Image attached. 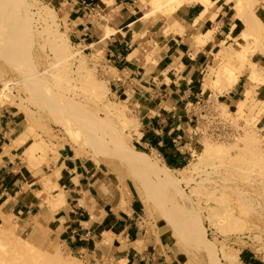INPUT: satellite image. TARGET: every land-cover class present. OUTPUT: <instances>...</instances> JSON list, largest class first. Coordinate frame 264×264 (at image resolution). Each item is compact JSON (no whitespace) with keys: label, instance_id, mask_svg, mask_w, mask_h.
<instances>
[{"label":"rangeland","instance_id":"374dc122","mask_svg":"<svg viewBox=\"0 0 264 264\" xmlns=\"http://www.w3.org/2000/svg\"><path fill=\"white\" fill-rule=\"evenodd\" d=\"M212 1L215 6L219 0ZM242 1V11L253 25L246 40L261 45L264 38L258 33L264 30L255 16L263 0ZM228 3L235 14L234 2ZM138 4L137 16L152 24V30L160 21L163 25L156 30L165 33V24L169 26L179 10L190 5L185 3L169 13L156 11L150 0ZM100 16L103 20L110 17ZM224 49H230L225 57L232 64L223 63L216 54L208 67L210 80L205 88L209 86L212 95L191 105L197 119L195 140L186 162L170 167L171 184L160 183L129 152L157 157L161 169L166 164L157 153L143 152L138 142L134 90L127 84L111 83L113 71L103 44L92 39L75 42L66 17L49 0H0V103L14 106L22 114L25 132L17 144L31 137L24 154L28 167L58 164L65 148L76 157L80 158L79 151L86 159H98L94 161L104 164L123 199L130 192L141 200L146 226L162 234L167 256L179 264H226L225 253L241 254L243 249L258 254L264 264V79L250 58L252 45L229 44ZM221 65L235 72L233 80H215ZM240 77L250 89L240 100L222 103L218 95ZM112 108L117 112L108 114L107 109ZM137 184L143 185L149 201L142 199ZM55 188L43 190L50 194ZM56 197L50 194L47 206H60ZM229 211L232 217L228 220L225 214ZM0 213V264H85L67 247L62 228L39 220L40 215L21 220ZM212 219L221 227L213 225Z\"/></svg>","mask_w":264,"mask_h":264},{"label":"crops","instance_id":"0c3cea01","mask_svg":"<svg viewBox=\"0 0 264 264\" xmlns=\"http://www.w3.org/2000/svg\"><path fill=\"white\" fill-rule=\"evenodd\" d=\"M49 1L66 17L75 42L92 39L103 44L113 71L111 83L127 84L136 94L142 151L157 153L169 167L186 162L191 152L197 120L191 105L212 95V89L205 88L210 80L206 72L216 54L223 63L232 64L225 57L230 49L224 47L252 45L253 51L247 56L250 54L264 79V41L258 45L241 36L245 24L230 11L226 0H219L199 23L194 20L205 6L194 3L181 8L170 27L165 24L166 33L156 30L163 25L160 21L152 30V24L143 21L142 15L137 16L139 0ZM100 14L110 16L109 20H103ZM256 14L264 27V0ZM249 89L245 78L240 77L218 98L232 104ZM22 122V114L14 106L0 103L3 215L8 212L21 220L40 215L39 220L62 228L67 247L78 253L85 264H179L167 256L162 234L146 226L141 200L130 192L123 199L103 163L83 160L65 148L58 164L28 167L24 154L32 143L31 137L17 144L25 132ZM56 168L60 169L58 187L50 194L57 196L55 201L60 206L54 207L47 206L50 194L43 187L46 188L45 176ZM240 259L243 264H263V259L249 249L241 251Z\"/></svg>","mask_w":264,"mask_h":264},{"label":"bare ground","instance_id":"6f19581e","mask_svg":"<svg viewBox=\"0 0 264 264\" xmlns=\"http://www.w3.org/2000/svg\"><path fill=\"white\" fill-rule=\"evenodd\" d=\"M230 1H233L234 2V5H233V12H235V15L240 18V20H242L245 24V29L243 30V32L241 33V36L244 38V39H247V37L249 36V34L251 33L252 31V20L249 18L248 15H246L243 11H242V4H243V1L242 0H227V2H230ZM150 3L153 5L154 9L157 11V10H162V11H173L175 9H177L178 7H181L183 6L185 3H188V4H196V3H199V4H202L203 6H205V10L201 12L200 16L194 20V22L196 23H199V22H203L208 13H209V10L211 7H213V4L214 2L212 0H150ZM150 4V5H151ZM151 5V6H152ZM155 11V12H156ZM161 12V11H160ZM168 13V12H166ZM168 13V14H169ZM165 14V13H164ZM150 15V13H149ZM255 17H257V19L259 20V23L260 25L262 26L263 30H264V27L262 25V22L261 20L258 18V16L256 15ZM241 32V31H240ZM258 36L264 38V31L258 33ZM62 37V36H60ZM59 40L61 38H58ZM68 41H69V38H67ZM61 41V40H60ZM59 41V42H60ZM63 41V39H62ZM61 41V42H62ZM57 42V41H56ZM60 42V44H61ZM58 45V44H57ZM60 46V45H59ZM216 76L218 79H227V80H233V78L236 76L235 72L228 66H221L219 68V70L216 71ZM110 108V107H109ZM117 111L114 110L113 108L112 109H107V113L108 114H114L116 113ZM132 158L135 160V162L138 164V165H141V166H144L145 168H149L155 175V177L157 178V180L162 183V184H171L173 183V177L171 176L170 174V170H172L168 165L166 164H163L162 168H159V165H158V160H157V157L156 159L152 158L151 156H147V157H142L141 155H139L136 151L134 150H129ZM78 154L80 156L81 159L85 160L86 158H88L86 155L80 153L78 151ZM144 154V153H143ZM96 160V162H99L98 159H94ZM59 170H54L53 173L50 174V176L46 177L45 178V183H46V188L45 189H50L51 187H58V183H57V179L59 177ZM137 189H138V193L140 194V196L142 197V199L147 202L149 201V196L148 194L146 193L145 189H143V185L141 184H137ZM221 198H219L218 200H220ZM212 201H215L212 199ZM223 201V198L222 200ZM235 201V200H234ZM218 205H219V201L217 202ZM223 205L225 204V201L222 202ZM240 203V202H239ZM243 204V203H241ZM220 205H222L220 203ZM209 207V206H208ZM228 206H226L227 208ZM241 207V206H239ZM211 210H213V207H210ZM215 208V207H214ZM218 208V209H217ZM220 208L222 207H216L217 210H221ZM229 208V207H228ZM244 208V207H243ZM223 209V208H222ZM4 210V209H3ZM224 210V209H223ZM243 212V211H242ZM215 213V212H214ZM217 214V213H215ZM224 214L223 212L221 213V215ZM219 216V214H217ZM231 213L230 211L229 212H226L225 214V218H229L231 219L232 216H230ZM217 216V217H218ZM214 217V215H213ZM216 217V216H215ZM214 217V218H215ZM218 218H221V216H219ZM226 219V220H227ZM228 219V220H229ZM199 221V220H198ZM222 221V219H221ZM224 221V220H223ZM212 224L217 226V227H221V225H219L218 223V220H214L212 219ZM200 223V221H199ZM198 223V227H201ZM227 225V224H226ZM202 229V228H201ZM205 231V230H204ZM203 237H204V242L208 245H209V240L208 238L205 236V234H203ZM106 242H109V241H106ZM206 246V245H205ZM207 246V247H208ZM209 248V247H208ZM206 249L207 251L209 249ZM210 252V251H209ZM212 254V253H211ZM211 256V255H210ZM225 256V260H226V264H240L241 263V259H240V254L239 252H231V253H228V254H224ZM212 261L215 262L216 260L214 259L213 255H212Z\"/></svg>","mask_w":264,"mask_h":264}]
</instances>
